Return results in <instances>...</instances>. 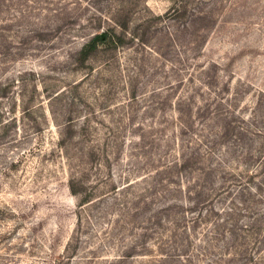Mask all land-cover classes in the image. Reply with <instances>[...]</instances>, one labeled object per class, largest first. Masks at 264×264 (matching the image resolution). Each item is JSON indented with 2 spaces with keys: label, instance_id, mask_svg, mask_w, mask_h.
Masks as SVG:
<instances>
[{
  "label": "rangeland",
  "instance_id": "rangeland-1",
  "mask_svg": "<svg viewBox=\"0 0 264 264\" xmlns=\"http://www.w3.org/2000/svg\"><path fill=\"white\" fill-rule=\"evenodd\" d=\"M262 163L264 0H0V264H264Z\"/></svg>",
  "mask_w": 264,
  "mask_h": 264
},
{
  "label": "trees",
  "instance_id": "trees-1",
  "mask_svg": "<svg viewBox=\"0 0 264 264\" xmlns=\"http://www.w3.org/2000/svg\"><path fill=\"white\" fill-rule=\"evenodd\" d=\"M184 9H185V5H182V3L180 1H174L173 2V6H172L171 13L173 11V12H175V14H178L179 12H181ZM118 27L122 31V29L126 28V24L125 23L124 24H119ZM122 40H123V35L121 33L119 35H116L111 30H107L104 33L94 34L86 43L83 44V46H82V48H81V50L79 52V55H78V61L81 64H83L88 59V57L97 50V48L99 46H106L108 48H115L118 45L123 44V41ZM216 131H217L216 129H212V132L213 133H215ZM234 131H235V129L232 126H229V124H226L225 123V124L221 125V127H220V133H219V134H221V136H219L220 140H224L229 135H231V132H234ZM210 143H212V145H213L212 149H214L216 147L215 146L216 143H214V142H210ZM232 150H233L232 148H228L227 151H225V153H224L226 155L229 154V155H231V157H233V158H231V159L228 160V161H230V163L229 162H226L228 169H230L231 167L233 168V166L235 164H238V165L240 163L241 164H244L246 161H248V165H249V163L256 162V161L259 162L263 158V156L261 155L262 153H258V155H254V153H252V151H251V148L250 149H245L243 151L242 155L239 156V157H238L237 153H235L236 151H232ZM233 154H235V155H233ZM202 160L203 159H201V158H197L196 157V154H195L194 157L189 158L188 160L185 161V163L186 164H191L192 162H198L199 163V162H203ZM235 161H237V163H235ZM260 168L264 172V163H262V165H261ZM224 173H225V171H224ZM226 173H228V172H226ZM251 174H254V173H251ZM228 176H234V175L232 173H229ZM253 176L254 175L248 176V180H249L248 182H253ZM210 178H211V174L210 173H207L206 179H210ZM261 182L264 183V179H262ZM261 186H263V185H261ZM257 188H259V187H257ZM68 189H69V191H70V193L72 195H76L77 194L76 190L74 189V186L69 185L68 186ZM250 189H252V188H250ZM190 192L191 191H189V194H190ZM194 193H195V195H197L198 194V191L195 189L194 190ZM202 199L203 198H199V199H196V201H192L193 203H191L192 205L190 206V209H192L195 206H199L200 205L199 202ZM213 210H215V209L213 208ZM250 210L251 209H249V211ZM219 212L220 211L218 210V212L216 211L214 213L219 214ZM251 213H253V212L251 211ZM261 214L262 213H259L256 216L259 217V216H261ZM253 220H255V219H253ZM255 221H257V219ZM262 221L263 220L260 219L256 223L253 224V227H255L253 230H251L253 233H257V232H260L261 231V228L264 225V223ZM194 223L197 224V223H199V221L195 219L194 220ZM218 229L219 228H217V230ZM228 231H229V234L231 235V239L230 240H227L228 242H225L224 243L225 247H224V250L222 251L223 253L222 254H219L216 257V262L215 263H218V264L224 263V260H222L224 258V256H225V253L224 252L229 251L232 248L234 250L238 249L237 246H236V244H239V245H242V246H245L246 247V244L247 243L245 242V239H243V241L241 240V237H240L239 234H237L235 227H232ZM216 235L217 236H215V240H214L215 241L214 244H216V246H217L218 243L221 242L220 241L221 237H224L225 240L227 239V237H226L227 236V233L226 232H218ZM211 242L212 241H210L209 243H211ZM214 247H215V245L211 246L208 251L206 250L207 251V254L206 255L210 256L211 255L210 254L211 253L210 252L211 250L215 252ZM132 250H134L133 247H132ZM208 252H210L209 253L210 255L208 254ZM187 257H188V261H189L190 264H196V263H194V261H193V259H192V257L190 255H187ZM248 262L249 263L250 262H253L250 257H249V259H247V261L245 262V264H249ZM251 264H253V263H251Z\"/></svg>",
  "mask_w": 264,
  "mask_h": 264
}]
</instances>
